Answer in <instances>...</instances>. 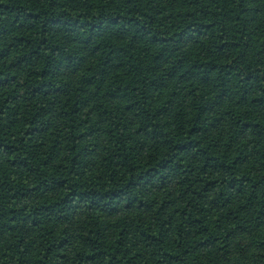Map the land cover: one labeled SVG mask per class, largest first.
<instances>
[{"label": "trees", "instance_id": "obj_1", "mask_svg": "<svg viewBox=\"0 0 264 264\" xmlns=\"http://www.w3.org/2000/svg\"><path fill=\"white\" fill-rule=\"evenodd\" d=\"M0 264H264V0H0Z\"/></svg>", "mask_w": 264, "mask_h": 264}]
</instances>
